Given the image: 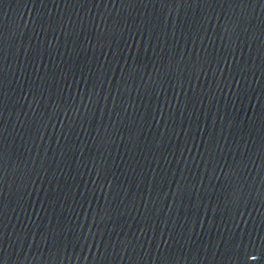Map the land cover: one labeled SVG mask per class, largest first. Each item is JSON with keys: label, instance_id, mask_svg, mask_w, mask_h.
Segmentation results:
<instances>
[{"label": "water", "instance_id": "obj_1", "mask_svg": "<svg viewBox=\"0 0 264 264\" xmlns=\"http://www.w3.org/2000/svg\"><path fill=\"white\" fill-rule=\"evenodd\" d=\"M0 98L264 264V0H0Z\"/></svg>", "mask_w": 264, "mask_h": 264}]
</instances>
